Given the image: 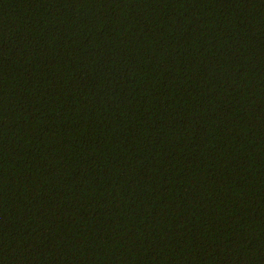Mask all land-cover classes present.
Wrapping results in <instances>:
<instances>
[{
	"label": "trees",
	"instance_id": "16d2710c",
	"mask_svg": "<svg viewBox=\"0 0 264 264\" xmlns=\"http://www.w3.org/2000/svg\"><path fill=\"white\" fill-rule=\"evenodd\" d=\"M0 264H264V0H0Z\"/></svg>",
	"mask_w": 264,
	"mask_h": 264
}]
</instances>
